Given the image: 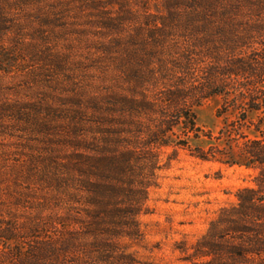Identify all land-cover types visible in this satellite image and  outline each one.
I'll use <instances>...</instances> for the list:
<instances>
[{
  "label": "trees",
  "instance_id": "1",
  "mask_svg": "<svg viewBox=\"0 0 264 264\" xmlns=\"http://www.w3.org/2000/svg\"><path fill=\"white\" fill-rule=\"evenodd\" d=\"M161 1L167 15L146 25L147 37L130 38L116 64V90L69 113V154L52 156V177L44 175L52 189L33 198L26 222L18 215L26 197L0 205V243L8 246L0 264H139L129 248L141 240L139 217L167 149L169 161L181 150L203 163L257 171L254 186L217 212L185 261L264 264V0ZM5 2L0 74L11 24ZM214 97L222 100L217 117H233L217 137L194 113ZM88 106L101 122L86 120ZM10 112L20 110L0 106V118Z\"/></svg>",
  "mask_w": 264,
  "mask_h": 264
},
{
  "label": "rangeland",
  "instance_id": "2",
  "mask_svg": "<svg viewBox=\"0 0 264 264\" xmlns=\"http://www.w3.org/2000/svg\"><path fill=\"white\" fill-rule=\"evenodd\" d=\"M27 3H3L10 6L11 24L2 46L6 72L0 74V106L20 110L1 117L0 205L26 197L25 209L18 207L21 225L26 208L36 209L33 198L52 189L44 175L52 177L53 157L69 154L63 147L70 133L69 113L114 92L116 64L126 57L130 38L147 37L152 27L146 25L167 15L161 0ZM43 17L47 20L41 24ZM117 20L121 24L115 30ZM177 40L174 44L181 46ZM221 104L214 97L194 108L198 125L214 137L233 119L228 113L217 117ZM85 113L89 122H101L91 106ZM170 153L160 154L157 186L148 192L147 214L139 217L141 240L129 248L139 264H189L186 257L217 212L235 201L238 190L254 186V169L203 163L181 150L169 161ZM3 217V223L8 221L7 214ZM6 247L0 243V256Z\"/></svg>",
  "mask_w": 264,
  "mask_h": 264
}]
</instances>
